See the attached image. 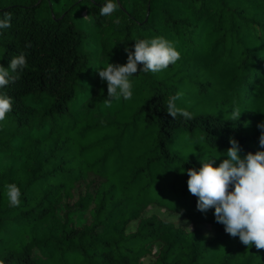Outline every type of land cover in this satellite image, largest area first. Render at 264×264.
<instances>
[{
    "label": "trees",
    "instance_id": "16d2710c",
    "mask_svg": "<svg viewBox=\"0 0 264 264\" xmlns=\"http://www.w3.org/2000/svg\"><path fill=\"white\" fill-rule=\"evenodd\" d=\"M0 0V64L27 67L0 95V260L4 264H264L197 210L188 168L259 149L264 120V0ZM162 36L180 59L129 77L132 99H108L96 68L127 63L125 47ZM28 45V46H26ZM85 80V82H84ZM194 119L174 120L168 96ZM233 105L241 108L231 121ZM247 125V126H246ZM203 137V140H201ZM219 157V158H217ZM20 204L9 206L6 184ZM230 190H232L230 186Z\"/></svg>",
    "mask_w": 264,
    "mask_h": 264
},
{
    "label": "clouds",
    "instance_id": "9594fccd",
    "mask_svg": "<svg viewBox=\"0 0 264 264\" xmlns=\"http://www.w3.org/2000/svg\"><path fill=\"white\" fill-rule=\"evenodd\" d=\"M118 7L114 0H105L100 7L101 16L111 15ZM0 29L11 27V13H2ZM28 46V45H26ZM127 63H108L104 68L95 69L102 82H107L108 99L111 103L123 97L125 101L131 100L132 83L129 77L139 69L143 73H157L167 69L180 59V52L173 42L162 36L150 39H138L133 48L125 47ZM27 67L24 53L14 56L8 67L0 64V88H4L20 79V72ZM182 94L168 96L165 100V110L172 118L182 117L185 121L194 119L192 113L179 108L176 101ZM12 98L0 95V121L5 120L6 114L12 111ZM242 110L233 105L230 119L239 121ZM247 126V125H246ZM260 131L259 149L255 153L247 152L240 155L239 142L229 138L230 147L226 150V159L219 166H214L213 158L201 157V166L186 170L188 175L187 186L190 194L196 196V208L202 213L214 209L217 223L224 226V230L231 237H239L240 241L257 249H264V120L257 124ZM203 140V137H201ZM219 158V157H217ZM230 186L232 190H230ZM9 206L17 207L20 204L21 191L15 183L5 185ZM0 264H4L0 260Z\"/></svg>",
    "mask_w": 264,
    "mask_h": 264
},
{
    "label": "rangeland",
    "instance_id": "374dc122",
    "mask_svg": "<svg viewBox=\"0 0 264 264\" xmlns=\"http://www.w3.org/2000/svg\"><path fill=\"white\" fill-rule=\"evenodd\" d=\"M97 69V68H96ZM85 82V80H84ZM21 160V157L19 155H9V156H4L0 159V166L11 163L14 165H18Z\"/></svg>",
    "mask_w": 264,
    "mask_h": 264
}]
</instances>
